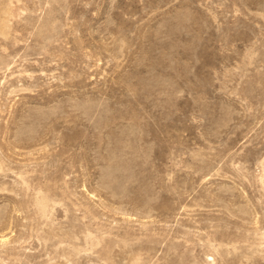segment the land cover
I'll return each instance as SVG.
<instances>
[{"label":"rangeland","instance_id":"rangeland-1","mask_svg":"<svg viewBox=\"0 0 264 264\" xmlns=\"http://www.w3.org/2000/svg\"><path fill=\"white\" fill-rule=\"evenodd\" d=\"M0 264H264V0H0Z\"/></svg>","mask_w":264,"mask_h":264}]
</instances>
